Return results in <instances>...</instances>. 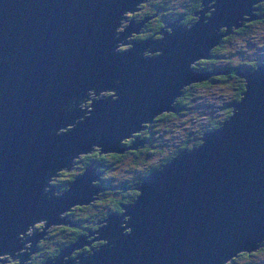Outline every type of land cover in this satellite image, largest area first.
Returning a JSON list of instances; mask_svg holds the SVG:
<instances>
[{
	"label": "water",
	"instance_id": "water-1",
	"mask_svg": "<svg viewBox=\"0 0 264 264\" xmlns=\"http://www.w3.org/2000/svg\"><path fill=\"white\" fill-rule=\"evenodd\" d=\"M140 1L0 0V253L16 254L18 264L58 211L88 200L96 173L84 170L57 196L43 192L47 178L93 143L99 151H121L123 137L173 110L180 88L208 75L192 70V60L207 57L240 19L257 17L256 0H201L189 25L178 22L181 16L163 18L155 31L161 37L125 40L159 8L115 35L123 12ZM126 42L133 45L114 50ZM143 49L160 53L143 56ZM241 74L244 92L217 128L149 171L132 200L118 202L122 211L107 212L88 233L93 237L78 236L42 264H224L258 247L264 239V62ZM40 218L44 227L20 238L22 227ZM92 239L104 241L67 257Z\"/></svg>",
	"mask_w": 264,
	"mask_h": 264
},
{
	"label": "trees",
	"instance_id": "trees-1",
	"mask_svg": "<svg viewBox=\"0 0 264 264\" xmlns=\"http://www.w3.org/2000/svg\"><path fill=\"white\" fill-rule=\"evenodd\" d=\"M155 2L151 3L150 12L155 11L157 8L165 10L169 9L171 11L170 18H174L177 13L182 12V21H188L192 19H197V14L193 13L194 9H200L203 7V4H200L201 0H154ZM256 0L252 3L253 12L257 15V17H253L250 19H240V24L237 26L231 25L230 30L217 39L215 43H213L208 51L207 57H197L196 59L190 62L189 67L191 69H200L202 71L210 72L209 75L203 77L201 79L192 80L187 82L180 88V93L177 94L172 100V104L174 109L162 110L151 117L149 121H144L141 123V126L134 133L135 135L130 134V136L123 137L119 146L121 147V151L109 150L107 152L99 151V149L94 148L90 149L87 152H81L77 154L76 158H73L71 165L67 171H70L65 178L67 180L64 184L66 185L69 181L72 180L73 176L77 173H82L86 166L90 163H94L100 169H108L112 173L111 165L107 164L106 160L109 157L110 160H123L126 158H141L146 154L149 156L157 157L162 161L158 165L157 168L161 166L162 163L168 161L171 157H173L176 153H178L183 148L189 149L196 146L202 139L205 131L210 130L221 123V120L228 116L230 113L232 106L231 103L238 102L241 98L242 93L245 89V77L241 74L243 68V60L242 55L240 56V49L244 46L242 42L243 37L252 29V25L256 22L264 20V1ZM139 2L137 5H139ZM205 15L209 14V10L205 11ZM159 16V15H158ZM160 17V16H159ZM143 18V17H142ZM141 18V19H142ZM163 17L160 19L156 17L154 25L146 31L149 37H161L162 33L155 32L162 25ZM182 23L185 25L190 24ZM181 23V22H180ZM225 28L224 25L218 28V31H223ZM144 34H140L143 36ZM146 37V36H144ZM142 39L141 37L138 38ZM239 42L236 45H233V42ZM241 41V42H240ZM148 52V51H147ZM152 55L156 54L155 52H149ZM248 60L249 68L254 69L257 64L264 62V59H255ZM246 67V66H245ZM209 69V71H207ZM216 70V71H215ZM246 70V69H244ZM213 72V73H211ZM216 82V83H213ZM218 84L219 86L228 85L231 90V96L228 98V102L224 106L222 110V114L220 116H216L215 118L207 119L202 122V125H199V128L192 133L185 134L183 137L181 136V141H177L178 143H174L172 148L168 149V147L162 145L163 138H161L162 132L171 133L170 127L165 121L166 119H170L174 116H178L180 114H184L187 112V103L186 98L192 95L191 88L197 86L198 84ZM180 106V108H177ZM174 122V121H173ZM149 130H152L153 133L149 134ZM178 131H181L180 129ZM133 133V134H134ZM183 133V132H180ZM130 137V138H128ZM128 138V139H127ZM140 142L139 144L134 143V141ZM147 139V142L144 141ZM143 142V144H141ZM99 151V152H98ZM85 153V154H84ZM84 154V155H83ZM106 154V155H105ZM82 156V162H78V158ZM68 167V166H67ZM72 167V168H71ZM67 169V168H66ZM64 169V170H66ZM63 169H57L56 172L62 171ZM55 173L52 176H55ZM117 181V180H116ZM63 184V185H64ZM115 187H113L114 189ZM138 192V189H137ZM136 192V193H137ZM135 196V193L133 194ZM132 195V196H133ZM133 196V197H134ZM119 200V198L117 199ZM130 200V197L124 199L121 202H125ZM131 201V200H130ZM81 205H75L73 207H79ZM122 209V206H121ZM70 209L65 211L63 214H67ZM120 210V209H119ZM105 213L103 217H106ZM70 218H74L73 216L68 215ZM75 219V218H74ZM101 219V218H100ZM105 221V220H104ZM103 223V221H102ZM77 225H73L72 223L64 224L59 223L58 225L52 226L50 229H46L44 235L36 241L35 247L38 246L37 256H31L29 258L30 261L27 264H38L43 262L45 259L53 258L62 248L76 240L78 236H83L89 232L86 227L82 226V223H77ZM91 224V223H90ZM85 224L90 226L89 229L95 228L99 225V222H95L94 225ZM101 224V223H100ZM90 238V236L88 237ZM104 239L101 240H91L88 243L81 244L78 250H82L86 253L91 251L93 248L102 243ZM77 250V251H78ZM76 251V252H77ZM75 251L71 252V255ZM261 253V257L258 254ZM257 256L254 259L256 264H264V239L262 243L256 247L247 251H239L235 254H232L228 257L224 264H247L252 263L251 257ZM45 262V261H44ZM2 264H16L15 260H6ZM253 264V263H252Z\"/></svg>",
	"mask_w": 264,
	"mask_h": 264
},
{
	"label": "rangeland",
	"instance_id": "rangeland-1",
	"mask_svg": "<svg viewBox=\"0 0 264 264\" xmlns=\"http://www.w3.org/2000/svg\"><path fill=\"white\" fill-rule=\"evenodd\" d=\"M207 2H214V1L209 0ZM123 13H125V11ZM127 23H128V20L121 18L120 22L115 26V30H117L116 35L127 25ZM251 27L252 29L242 39L244 46L241 47V49L239 50L240 56L242 55L243 60H245L243 62L242 69L243 70L246 69V71L253 70L252 68H249L247 59L249 60H255V59L257 60V59H262V58L264 59V20L254 23ZM164 28L166 31L170 30V29H166L165 26ZM131 33L132 31H129V35L125 36V40L127 41L130 40L128 37L130 36ZM238 43L239 42L235 41L232 44L236 45ZM132 45L133 43H131V46ZM131 46L129 42H126V43L117 44L115 45L114 48L116 50H123ZM147 51H148L147 49L141 50V52H143L144 54H147ZM151 52H154V51H151ZM147 55H143V56H147ZM192 70L203 72L200 69H192ZM213 83H216V82H213ZM208 84L209 83L198 84L197 86L191 88L192 95L186 98L187 112H185L184 114H180L178 116H174L170 119H166L165 121H162V123L166 122L169 125L168 127H170V132H171V133H165L164 131L162 132L161 138H163V141H162L163 146L168 147V149L172 148L174 143H178L177 141H181L180 134L181 135L183 134L182 135L183 137L185 134L192 133L195 130H197L199 128V125L200 124L202 125V122H204L205 120L207 119L212 120L216 116H220L222 114V110L224 106L226 105V103L229 101L228 98H230L231 96L230 87L228 85L219 86L218 84H211V85H208ZM109 97L114 98V99L116 98V96H109ZM91 107L92 106L90 102L89 106L85 108L89 109ZM179 129L181 131H178ZM180 132H183V133H180ZM137 141L134 140V143H137ZM139 143L140 142H138L137 144ZM94 148L99 149L98 146L93 143L91 144V147L89 149L83 152H87L90 149H94ZM107 151H102V152H107ZM76 156L77 155H74L73 158H76ZM151 159L153 158L152 157L148 158L145 155V156H142L141 158H133V159L126 158L123 160H112L111 161L110 158L108 157L106 160L107 161L106 163L111 165L110 167L112 169V173L107 168L106 169L98 168L99 173L96 176V178L95 176L90 177L89 183H90L91 192H90L89 199L94 196L93 201L87 205H81L79 207H71V210H69V212L65 215L62 214L61 210L58 211L60 217L66 216V218L57 220L55 223H53V225H57L61 222L64 224H68L69 222L73 224V222L75 221H76L77 226H79L77 223H82V226L85 224H90V223H91L90 225L92 224L94 225L95 220H98L100 218H101V221L104 222L105 218L103 217V215L109 211H116L114 210V203L117 201L118 198L124 197L122 194L112 189V186L114 185V181L116 180L115 179L116 176H117V180L129 181L132 179L134 175H136L141 165L144 162H147ZM78 160H79L78 162H82L83 160L82 156H80ZM70 165L71 163L68 164L67 170L69 169ZM134 168H135L134 173L129 174V170L134 169ZM87 169H90L88 165L86 166L85 170ZM67 170L63 169L62 171L56 172L55 176H52L53 174L52 173L45 181L43 187H45L46 190H48L49 189L48 184H50L53 186L52 190H54V193H57V191H59L63 187V184L67 181L65 180L66 179L65 177L69 173H71L70 171H67ZM78 174L80 173L75 174L73 178H75ZM100 174L105 176V178L103 179L104 182L100 181V183H98L97 177ZM108 186H111V188L109 189ZM120 211H122V209ZM68 215L73 216L75 219L70 218ZM41 220L46 221V218H40L38 220H34V224L35 225L38 224L39 222H41ZM41 229L42 228H40L39 230ZM94 229L95 228H91V232ZM33 231H34V226L32 225H30L26 229V233L28 234H32ZM19 234L21 238L28 236L26 234H22L21 232H19ZM85 235H86V232H85ZM89 236L91 238L93 237V234L86 235L85 239H90L88 238ZM92 240H97V239H92ZM76 247H74L73 249H76ZM82 255H84V253H82ZM75 256H77V252L72 257H75ZM258 256L261 257V253L258 254ZM6 258H8L9 261L15 260L17 262L18 257L16 258L14 256H11L8 253L2 252L0 253V264H2L6 260ZM255 258H257V256L251 257L253 264H256L258 262V261L257 262L254 261ZM18 263L19 262H17L16 264ZM69 263L77 264V262L75 261L74 262L72 261ZM252 263H247V264H252Z\"/></svg>",
	"mask_w": 264,
	"mask_h": 264
},
{
	"label": "flooded vegetation",
	"instance_id": "flooded-vegetation-1",
	"mask_svg": "<svg viewBox=\"0 0 264 264\" xmlns=\"http://www.w3.org/2000/svg\"><path fill=\"white\" fill-rule=\"evenodd\" d=\"M264 0H261L260 2H263ZM141 3L139 4V5H137V6H141V7H139V8H136V9H133V10H131V11H125V13H123L122 14V16H121V18H124V19H126V20H128V22L130 21V20H132L133 22H138V21H141L142 19V17L144 16V15H149V14H153L155 11H153V12H150V6H151V3L152 2H155L154 0H142V1H140ZM210 4V2H206V5H209ZM203 6H204V4H203ZM207 9H210V6L207 8ZM205 11H207V10H205ZM205 11H204V13H205ZM170 14H171V11L169 10V9H165V10H162V9H159V11L157 12V13H155L154 15H152V16H150V17H148V18H146L143 22H142V25L140 26V28L138 29V31L137 32H135V31H132V33L130 34V36L128 37L129 39L130 38H134V39H137L138 40V38H143L144 36H149V35H147L146 34V31L149 29V28H151L153 25H154V22H155V20H156V17H158V18H164L166 21H171V20H174V19H176V18H178V17H180L181 16V18H179L178 19V22L180 23H188L187 21H182V12H179V13H177V15L174 17V18H170L169 16H170ZM160 17H159V16ZM121 18H120V20H121ZM120 20H119V22H120ZM196 19H192L191 20V23H192V21H195ZM188 21H190V20H188ZM190 23V24H191ZM166 27V29H170V27L169 26H165ZM116 33H117V30H116V32H115V35H116ZM140 34H144L143 36H140ZM152 38H155V37H152ZM129 44L131 45V42H129ZM127 46V45H126ZM149 52H151V51H148L147 52V54H149ZM155 53H158L157 51H154ZM143 53V52H142ZM144 54V53H143ZM207 71H209V69L207 70ZM177 108H180V106H177ZM138 130V129H137ZM136 130H134V131H132L130 134H132V135H135V132ZM134 133V134H133ZM151 133H153V131L152 130H149V134H151ZM129 134V135H130ZM128 138H130V137H128ZM127 138V139H128ZM144 141H146L147 142V139H145ZM141 144H143V142L141 143ZM146 156L149 158V157H152L153 159H151V160H149V161H147V162H144L142 165H141V167H140V169L138 170V172L136 173V175H134L133 177H132V179L131 180H129V181H120V180H117V176H116V180L114 181V185L112 186V189H113V187H115L114 188V190L116 191V192H118V193H120V194H122L124 197L123 198H119V200H117L115 203H114V210H116V211H120L121 210V206L122 205H120L118 202L119 201H123L124 199H126V198H128V197H130V200H132V198H133V194L135 193L136 194V192H137V189H138V186H139V183H140V181H141V179L150 171V170H152V169H154V168H157L158 167V165L160 164V162L162 161L161 159H158L157 157H153V156H149V155H147L146 154ZM97 165V164H96ZM63 169H66V168H63ZM67 170V169H66ZM134 170H135V168L134 169H130L129 170V174H132V173H134ZM98 173H99V171H98V167H96V175H95V178H96V176L98 175ZM101 175V176H100ZM98 177H97V180H98V183H100V181L101 182H104L103 181V179L105 178V176H103L102 174H100ZM106 183V182H105ZM68 184V183H67ZM67 184L65 185H63V187L59 190V191H57V193H55V194H58V193H60L64 188H66L67 187ZM52 185H50L49 186V189L52 191V193H54V190H52ZM108 188L110 189L111 188V186H108ZM133 195V196H132ZM115 199V198H114ZM130 200H128V201H125V202H130ZM93 200H91V202H92ZM90 202V203H91ZM89 203V204H90ZM85 205H87V204H85ZM120 209V210H119ZM122 209H123V207H122ZM64 218H66V216H64L63 218H61V219H64ZM95 222H99V224L100 223H102V221H101V219H98V220H95ZM42 223V224H41ZM62 223V222H61ZM70 223V222H69ZM68 223V224H69ZM58 225V224H57ZM73 225H76V221L75 222H73ZM93 225V224H92ZM42 226H43V221H41V222H39L38 224H36V225H34V231H33V233L34 232H37V231H39V229L40 228H42ZM52 226H54L53 224L52 225H50L49 227H48V229H50V228H52ZM83 227H86L85 229H88V231L89 232H91V229H89L90 228V226H87V225H84ZM25 238V237H24ZM88 243V242H87ZM36 244V243H35ZM76 248H79V247H76ZM37 249H38V246L37 247H35V250L33 251V252H31L29 255H28V257H27V259L26 260H24V261H22V264H27V262L28 261H30L29 260V258L31 257V256H37ZM78 249H71L68 253H67V256L68 257H72L75 253H76V251H77ZM72 251H75L72 255H71V252ZM82 253H86V252H84V251H82V250H78L77 251V255L78 256H80L79 254H82ZM14 257H16V256H14ZM17 258V257H16ZM47 260H49L48 258L47 259H45V260H43V262H40V263H38V264H42V263H44V261L46 262ZM20 261V257H18L17 258V262H19ZM16 262V263H17ZM74 262V261H73ZM60 264H73V263H69V262H65V263H60Z\"/></svg>",
	"mask_w": 264,
	"mask_h": 264
},
{
	"label": "bare ground",
	"instance_id": "bare-ground-1",
	"mask_svg": "<svg viewBox=\"0 0 264 264\" xmlns=\"http://www.w3.org/2000/svg\"><path fill=\"white\" fill-rule=\"evenodd\" d=\"M152 51H157L158 52V54L160 53V49H155V50H152ZM247 71L246 70H242V73H246ZM206 73H208V75L210 74V72H206ZM211 73H213V72H211ZM243 75V74H242ZM94 117V116H93ZM92 120V122H93V118L91 119ZM91 169H93V170H90V171H94L95 173H96V165H94V163L92 162V163H90L89 165H88ZM63 168H67V166L66 165H62V166H59L57 169H63ZM56 169V170H57ZM56 171H54L53 173H55ZM96 175V174H95ZM94 175V176H95ZM92 176V175H91ZM70 184V181L68 182V184H67V187L66 188H64L60 193H58V194H55V193H52V191L50 190V189H48V190H46V188L45 187H43V192H46L49 196H57V195H59V194H61V193H63L67 188H68V185ZM49 186H50V184H48V188H49ZM94 197V196H93ZM93 197H91L90 199L88 198V200L87 201H85V202H75V203H72V204H70V205H68V206H66L65 208H63V209H61V211H62V214L65 212V211H67L68 209H70L71 207H73V206H75V205H85V204H89L90 202H91V200H93ZM57 217H58V220L59 219H61V218H63V217H60L59 216V212L57 213ZM36 220H38V219H36ZM41 221H43V220H41ZM45 222L46 221H43V226H42V228L44 227V224H45ZM53 224V222H50V223H48L46 226H45V228L43 229V231L39 234V236L36 238V239H39V238H41L43 235H44V233H45V231H46V229L48 228V226H50V225H52ZM30 225H32V226H34L35 224H34V221H32V222H30V223H28L27 225H25L24 227H22V228H24V230H22L21 231V233L22 234H26V235H31V234H28V233H26V229L30 226ZM35 233V232H34ZM33 234V233H32ZM20 235V234H19ZM21 238V237H20ZM11 256H16V254H14V253H11L10 254ZM16 257H19V256H16ZM27 259V257L25 258V259H23L22 261H24V260H26ZM20 262V261H19Z\"/></svg>",
	"mask_w": 264,
	"mask_h": 264
},
{
	"label": "clouds",
	"instance_id": "clouds-1",
	"mask_svg": "<svg viewBox=\"0 0 264 264\" xmlns=\"http://www.w3.org/2000/svg\"><path fill=\"white\" fill-rule=\"evenodd\" d=\"M210 8H211V7H210ZM190 23H191V22H190ZM188 25H189V24H188ZM114 50H116V49H114ZM116 51H119V50H116ZM143 55H147V54H143ZM147 56H148V55H147ZM81 152H83V151H81ZM78 153H79V152H78ZM78 153H77V154H78ZM77 154H76V155H77ZM72 161H73V158H72ZM72 161H71V163H72ZM154 169H155V168H154ZM150 171H151V170H150Z\"/></svg>",
	"mask_w": 264,
	"mask_h": 264
}]
</instances>
